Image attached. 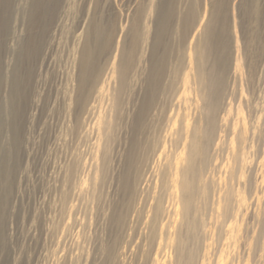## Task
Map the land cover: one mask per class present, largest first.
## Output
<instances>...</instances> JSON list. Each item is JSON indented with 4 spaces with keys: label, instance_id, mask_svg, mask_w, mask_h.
Returning a JSON list of instances; mask_svg holds the SVG:
<instances>
[{
    "label": "rangeland",
    "instance_id": "1",
    "mask_svg": "<svg viewBox=\"0 0 264 264\" xmlns=\"http://www.w3.org/2000/svg\"><path fill=\"white\" fill-rule=\"evenodd\" d=\"M0 264H264V0H0Z\"/></svg>",
    "mask_w": 264,
    "mask_h": 264
},
{
    "label": "bare ground",
    "instance_id": "2",
    "mask_svg": "<svg viewBox=\"0 0 264 264\" xmlns=\"http://www.w3.org/2000/svg\"><path fill=\"white\" fill-rule=\"evenodd\" d=\"M144 8V7H143ZM144 9L141 11H139V15L136 17L137 19V23H140V21L142 20V17L144 16ZM143 21V20H142ZM201 21V20H200ZM200 26V25H199ZM132 28V27H131ZM208 30V29H207ZM192 38V37H191ZM96 107V106H95ZM213 109V108H211ZM210 129V128H209ZM196 131V130H195ZM198 132V131H197ZM203 145L201 143H199L198 138L195 137V139L192 142L190 151H189V157H188V166H186V170H185V175H184V179L182 182V188L183 190H185V192L187 193H191L194 187V179L193 176L195 174V163H194V155L198 154L201 152H203ZM203 154V153H202ZM209 154V153H208ZM159 163V162H158ZM159 170V169H158ZM189 204H190V199L189 197L186 198L185 201V212L188 211L189 209Z\"/></svg>",
    "mask_w": 264,
    "mask_h": 264
}]
</instances>
